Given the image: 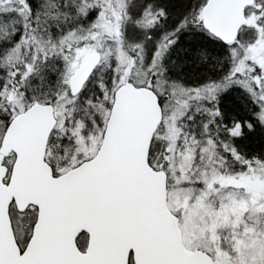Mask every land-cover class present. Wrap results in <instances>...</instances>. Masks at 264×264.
I'll use <instances>...</instances> for the list:
<instances>
[{
  "label": "snow or ice",
  "instance_id": "obj_1",
  "mask_svg": "<svg viewBox=\"0 0 264 264\" xmlns=\"http://www.w3.org/2000/svg\"><path fill=\"white\" fill-rule=\"evenodd\" d=\"M172 7L0 0V264H264V0Z\"/></svg>",
  "mask_w": 264,
  "mask_h": 264
},
{
  "label": "trees",
  "instance_id": "obj_2",
  "mask_svg": "<svg viewBox=\"0 0 264 264\" xmlns=\"http://www.w3.org/2000/svg\"><path fill=\"white\" fill-rule=\"evenodd\" d=\"M165 2L171 5H175V7H172L170 10L177 18L182 14L183 11L182 4L185 2V0H165ZM188 2H190V0H188ZM189 34L190 33L181 34V39L178 41V44L182 48H187L188 46L187 36ZM201 35L206 36L207 34L202 33ZM213 47L219 48L221 52H224L226 54V49L222 47L221 42H216V44L213 45ZM185 57H187V53H184L181 59ZM173 58L176 57L173 56ZM187 58L191 59V57H187ZM206 73H210L213 76L217 75V73L209 69L207 65H197L195 61H193V63L185 65L182 69V72L178 73V75L182 74L186 83L195 85L207 79ZM234 91H239V90H234ZM238 144L241 150L249 156H252L254 154L264 155V131L257 128V130L255 132L250 133L246 139L238 141ZM254 187L258 192L264 193L263 192L264 186L258 187L255 182Z\"/></svg>",
  "mask_w": 264,
  "mask_h": 264
},
{
  "label": "rangeland",
  "instance_id": "obj_3",
  "mask_svg": "<svg viewBox=\"0 0 264 264\" xmlns=\"http://www.w3.org/2000/svg\"><path fill=\"white\" fill-rule=\"evenodd\" d=\"M175 21H176V20H172V18H170V22H172L173 24L176 23ZM256 184H257L258 187L264 186V183H260V182H258V181L256 182ZM263 192H264V191H263Z\"/></svg>",
  "mask_w": 264,
  "mask_h": 264
},
{
  "label": "bare ground",
  "instance_id": "obj_4",
  "mask_svg": "<svg viewBox=\"0 0 264 264\" xmlns=\"http://www.w3.org/2000/svg\"><path fill=\"white\" fill-rule=\"evenodd\" d=\"M175 22H177V21H175Z\"/></svg>",
  "mask_w": 264,
  "mask_h": 264
}]
</instances>
